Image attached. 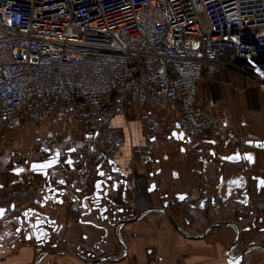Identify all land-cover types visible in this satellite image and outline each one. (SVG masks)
Masks as SVG:
<instances>
[{
	"label": "built area",
	"instance_id": "built-area-1",
	"mask_svg": "<svg viewBox=\"0 0 264 264\" xmlns=\"http://www.w3.org/2000/svg\"><path fill=\"white\" fill-rule=\"evenodd\" d=\"M222 68L264 81V0H0V143L25 123L69 118L74 145L37 136L29 154L39 162L58 152L48 176L73 198L97 180L110 191L126 181L113 171L124 136L111 121L134 104L149 109L140 116L149 142L176 132L188 155L207 159L217 140L226 156L242 153L199 98L204 77ZM131 153L156 168L148 146Z\"/></svg>",
	"mask_w": 264,
	"mask_h": 264
},
{
	"label": "crops",
	"instance_id": "crops-1",
	"mask_svg": "<svg viewBox=\"0 0 264 264\" xmlns=\"http://www.w3.org/2000/svg\"><path fill=\"white\" fill-rule=\"evenodd\" d=\"M236 70L222 68L213 76H205L199 84V98L210 106L215 115L222 122L226 123L240 140H264V81L258 80L253 76ZM252 79H256L255 81ZM149 111L145 106L134 104L128 113L117 114L111 121V125L122 130L124 143L120 149L113 153L112 162L118 169V172L125 176L126 181L119 189H127L128 194L133 199L130 215H136L142 212L138 218L128 221L120 234L122 241L126 243V256L122 260H117L123 252L114 227H106L107 233L104 242L99 244V250L93 251L91 255L95 258L103 256L111 257L107 262L93 261L94 264H264V234H258L249 231L244 234L238 245L230 246L235 240L236 226L242 228L248 225V220L235 218L231 213L217 214L214 220H210L209 212L211 209H191L192 224L189 228V237L198 236L205 227L214 223H230L232 226L213 228L199 239H187L174 231L170 222L162 215L156 212V208L162 206L161 195L167 198H173L179 194L197 196V186L195 184L197 170L201 166L198 164L197 155L183 154V147L179 139H175L168 132L163 131L155 140L149 142L144 137V127L141 121V114ZM154 114H161L170 118L168 111H151ZM180 134V133H178ZM177 134V135H178ZM165 137L168 144L174 146L173 151L168 154L164 151L163 158L166 157L168 164L170 158H174L172 168L177 175L170 186L165 183L160 185L157 190L148 191L147 174L149 171L146 166H142L132 156L134 146L156 147L159 138ZM178 143V144H173ZM75 144V143H74ZM73 144V145H74ZM212 154L207 160L206 174L211 177L210 186H215L217 174H214L215 160L224 154L221 140L212 142ZM72 146V145H71ZM176 148V149H175ZM248 152L253 154L254 162L249 167L250 175L261 178L262 186L253 190L251 194L252 205L258 209L264 208V150L248 148ZM179 151V152H178ZM221 152V153H220ZM155 154V151H154ZM155 156V155H154ZM153 159V155H152ZM26 160V159H23ZM154 160V159H153ZM172 160V159H171ZM24 161L21 162V165ZM164 163V164H165ZM244 165V167H246ZM242 167V164H223L221 170L233 171ZM164 167V176H168ZM13 180L5 185L0 184V202L4 203L11 185L14 189L21 187L19 181L20 174L11 171ZM169 177V176H168ZM18 183V184H17ZM23 184V183H22ZM255 184V181H251ZM4 187V188H3ZM8 187V188H7ZM31 187V186H29ZM126 187V188H124ZM3 188V189H2ZM7 188V189H6ZM6 190V191H5ZM121 190L118 191L120 195ZM133 195H135L133 197ZM240 212H245L240 209ZM242 217H244L241 214ZM179 219L181 217H178ZM206 218V220H205ZM61 236L57 240L56 249L42 248L31 239L26 240L21 236H16L14 246L5 250H0V264H85L73 253L78 249L90 255L91 247L100 242L103 233L100 230L89 228L88 226L75 224L73 219H65ZM235 223V224H234ZM234 225H236L234 227ZM202 229V230H201ZM82 233L86 234L85 239H81ZM52 239L51 242H55ZM250 248L248 249V247ZM230 251L228 252V250ZM43 250L48 251L38 261H35L37 255ZM73 251V252H72ZM68 253V254H67ZM116 259V260H115ZM102 262V263H101Z\"/></svg>",
	"mask_w": 264,
	"mask_h": 264
},
{
	"label": "flooded vegetation",
	"instance_id": "flooded-vegetation-1",
	"mask_svg": "<svg viewBox=\"0 0 264 264\" xmlns=\"http://www.w3.org/2000/svg\"><path fill=\"white\" fill-rule=\"evenodd\" d=\"M245 152H248L246 148L243 149L242 153ZM212 153L213 152H211L208 158L211 156L213 157ZM242 153H237L240 157L239 162H231L233 164H242V167L233 171L223 172L221 168L223 164L230 163L226 159L235 154L231 156L222 154L218 157V160H215L213 163L215 164L214 174L218 175L215 180V186H210L212 176L206 174L207 160L197 155L198 164L203 163L205 165V167L201 166L197 170L195 180L197 196L193 197L191 195L179 194L176 197L167 198V196L163 194L160 196L162 199V206L156 208V212L165 217V219L170 222L174 231L185 238L189 237V228L192 224L191 209H187L188 206L189 208L194 207V209H211L216 211L217 214L231 213L235 218L247 219L248 225L243 227V230L238 228L240 237L235 243L236 245L239 244L242 236L249 231L264 234V208L258 209V207L252 205L251 194L253 190L257 188L256 182L253 185L251 181H254L252 178L255 176L250 175V164L244 160ZM183 154H185L184 150ZM163 159L164 160L160 163L156 162V168L153 171H149V174H147L146 189H148V191L157 190V192H159L161 184L165 183L166 186H170L171 181L177 177L174 170L172 178L168 177L169 174L167 177L163 175V168L167 164L165 163L167 158L164 157ZM246 164L247 166L244 167ZM160 165L162 166L160 167ZM19 169H21V171L17 174H20L19 181L21 182V187L14 189L16 187L13 185H15L16 182H13V185H11L13 189L9 190L6 201L2 203L1 207L4 212L3 217L0 219V250L13 247L16 236L25 238L30 227L28 220L31 219L34 221V218H37L39 225H44L46 228L48 226L47 230L51 233L49 243L42 246V248L56 249L57 240L61 236L64 227V220L73 219L76 221L75 224L88 226L89 228L100 230L103 233L100 242L91 247V251H89L90 255L87 254L86 251L82 252L78 249L79 247H77V250H75L73 254L78 259L85 264H94L91 262L98 260L102 262H110V260H112V258L108 256L95 258V256L91 255L93 251L99 250V244L104 242V237L107 233L108 228L106 229V227H111V225L114 227L117 241L123 250L117 260L125 258L126 243L120 238L121 231L128 221L137 217L139 218L142 215V212H139L136 215L129 216V210L133 207V203L130 202L129 199L133 198L128 194L129 192L127 189H119L120 187H117L116 190L112 188L111 191L103 189L98 192L100 194L98 198L95 197L94 187L93 189L91 187V190L87 193L76 192L74 195L75 198L67 195L65 192H63L61 196L52 195L51 191L47 190L46 186L42 183L40 176L33 171H29L25 163H23ZM12 172L14 173V170H12ZM29 184L31 187H29ZM105 190L108 192L105 193ZM119 190H121L120 195L118 194ZM113 196H115V198ZM134 196L135 195H133V197ZM74 201L77 202L76 205ZM240 209H244L245 212H240ZM26 211L27 214L24 215ZM30 213L32 217H28ZM241 214L244 217H242ZM178 217L181 218L179 219ZM47 222L49 224H46ZM102 224H105L106 227L104 225L102 226ZM235 226L236 225H234V227ZM201 233L199 235H201ZM234 234L236 237L237 226L236 233ZM85 237L86 234L82 233L81 239H85ZM53 238L56 239L55 242H51ZM84 260H87V262Z\"/></svg>",
	"mask_w": 264,
	"mask_h": 264
},
{
	"label": "rangeland",
	"instance_id": "rangeland-1",
	"mask_svg": "<svg viewBox=\"0 0 264 264\" xmlns=\"http://www.w3.org/2000/svg\"><path fill=\"white\" fill-rule=\"evenodd\" d=\"M236 71L237 73L234 71L233 72L241 75V73H239V70ZM257 73L263 75L261 74V72L257 71ZM52 134L57 137V140L60 142V146L62 147V149L70 147L80 139V132L78 127L73 124L69 118L63 116L49 117L43 119L39 123L28 122L19 129L7 133L5 139L0 143V184L3 182L5 183V180H7V182L9 180H13V177L11 176L12 174L10 172L12 170L19 169V167H21V162L25 161L23 159H26L27 161L32 160L29 151L32 147V141L35 137H49ZM159 142L160 144H158L153 149L148 146L153 155V159L157 163H160L164 160V151H167V153L170 154L174 149V146L168 144L165 137H161V139L159 138ZM173 144L176 145L178 143ZM173 162L174 158H170L168 164L164 166L167 167L166 172H168L169 177L171 178L173 176V168L171 167ZM161 166L162 165H160V167ZM5 175L8 176L5 177ZM6 184L7 183H5V185ZM93 187L94 183H92V189ZM0 197L2 198V196ZM113 197L115 198V196ZM215 216L216 211L211 210V212H209V217L211 218L210 220H214L212 218H215Z\"/></svg>",
	"mask_w": 264,
	"mask_h": 264
},
{
	"label": "water",
	"instance_id": "water-1",
	"mask_svg": "<svg viewBox=\"0 0 264 264\" xmlns=\"http://www.w3.org/2000/svg\"><path fill=\"white\" fill-rule=\"evenodd\" d=\"M172 136H174L175 139H179V140H182V138H183L182 133L177 135L176 132H173ZM240 141L244 146H246L248 148L264 150V140L263 141H261V140H248V141L240 140ZM68 151L72 152L73 149H70ZM58 155H59L58 152H56L54 154V157H50L46 160L39 161V162L33 161V160H31V161L25 160L24 163H25L26 168L29 171H33L35 174H38L40 176L42 183L46 186L47 190L51 191L52 195H60L61 196L63 194V192H65L64 191V185L65 184L63 182L53 183L48 176V170L58 163V158H57ZM242 156H243L244 160L247 161L250 165L253 164L254 158H253L251 153L245 152V153H242ZM226 160L229 162H239L240 157H239V154H235L234 156H231V157L227 158ZM70 162H71V160L68 159L67 163L70 164ZM112 167H113V171L118 172V169L115 167L113 162H112ZM20 171H21V169L14 170V173L17 174ZM99 175H101L100 172H99ZM252 179L256 182V188L257 189L262 186L261 178L253 177ZM105 186H107V183L103 182L102 180H97L94 183L95 197H97V198L100 197V194L98 192L103 190ZM112 188L114 190H116L117 185L114 184ZM104 192L107 193L108 191L105 190ZM3 212H4V210L0 209V219L3 217ZM25 214H27V211L24 212V215ZM28 217H32V214L30 213L28 215ZM28 224H30V227H29V230L25 236L26 240L33 239L39 247L45 246L47 243H49L50 238H51V233H49V231L47 230L48 226L46 228V227H44V225H39L37 218H34V221L29 219ZM46 224H49V223L47 222ZM232 225L233 224L224 223V222L223 223L210 224L204 229V231L201 233V235L196 236V237H187V238L199 239V238L203 237L207 233V231H209L213 228H221V227L232 226ZM239 237H240V231L237 227V236H236L234 243L230 246V249H231V247H233L235 245V243L238 241ZM249 248H250V246L248 247V249ZM230 249L228 250V252L230 251ZM262 249L264 251V247H262ZM46 253H48V251L43 250L40 254L37 255V258L35 261H38L39 257H42ZM84 261L87 262V260H84Z\"/></svg>",
	"mask_w": 264,
	"mask_h": 264
},
{
	"label": "trees",
	"instance_id": "trees-1",
	"mask_svg": "<svg viewBox=\"0 0 264 264\" xmlns=\"http://www.w3.org/2000/svg\"><path fill=\"white\" fill-rule=\"evenodd\" d=\"M10 173H11V172H10ZM10 173H8V174H10ZM5 174H6V173H5ZM6 176H8V175H5V177H6ZM3 180H5V179H3ZM5 183H7V184L10 183V180H9L8 182H7V180H5ZM7 184H6V185H7ZM29 186H30V184H29ZM3 188H4V187H3ZM3 188H2V189H3ZM7 188H8V187H7ZM7 188H6V189H7ZM11 189H13V186H11ZM5 191H6V190H5ZM5 201H6V199H5Z\"/></svg>",
	"mask_w": 264,
	"mask_h": 264
}]
</instances>
